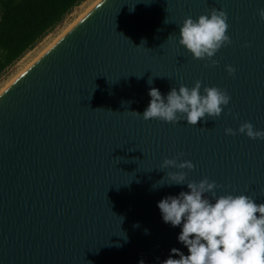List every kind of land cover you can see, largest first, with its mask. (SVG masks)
Returning a JSON list of instances; mask_svg holds the SVG:
<instances>
[{"label": "water", "instance_id": "95a60500", "mask_svg": "<svg viewBox=\"0 0 264 264\" xmlns=\"http://www.w3.org/2000/svg\"><path fill=\"white\" fill-rule=\"evenodd\" d=\"M99 4L0 93V264H157L172 248L187 254L157 208L187 186L154 187L177 171H160L163 160L181 153L178 162L194 165L185 183L207 178L222 186L217 195L264 203V140L224 131L244 121L264 130V0ZM212 8L227 12L232 39L216 67L178 44L183 20ZM150 77L163 95L200 80L231 101L197 126L144 121L129 111L148 106Z\"/></svg>", "mask_w": 264, "mask_h": 264}, {"label": "clouds", "instance_id": "9594fccd", "mask_svg": "<svg viewBox=\"0 0 264 264\" xmlns=\"http://www.w3.org/2000/svg\"><path fill=\"white\" fill-rule=\"evenodd\" d=\"M105 2L101 0L98 7ZM257 14L264 20V7L259 8ZM228 19L223 8H212L207 15H200L196 19L187 17L179 26L178 44L193 60L216 67L219 63L215 59L216 54L232 44L228 35ZM244 46L249 45L246 43ZM225 69L229 76L236 73L231 65H226ZM147 84L150 97L148 106L143 113L129 111L144 121L157 120L170 124L183 121L197 126L198 122L219 118L231 101L225 89L204 86L200 80L192 87L184 84L178 88L172 87L166 95L152 86L151 77ZM224 131L226 135L242 134L251 140H264V130L255 129L248 121L242 122L238 129L225 128ZM182 155L163 160L160 171L168 168L177 171L166 172V176L154 187L165 184L169 187L187 186L188 191L167 195L157 202L162 221L172 228H180L176 239L187 249V254L172 248L163 261L157 258V264H264V203H257L244 194L217 195L216 190L222 186L207 178L185 183L187 174L183 170H192L194 165L188 160L178 162ZM148 233L149 230L145 229V234ZM139 264H144V261L141 260Z\"/></svg>", "mask_w": 264, "mask_h": 264}, {"label": "trees", "instance_id": "16d2710c", "mask_svg": "<svg viewBox=\"0 0 264 264\" xmlns=\"http://www.w3.org/2000/svg\"><path fill=\"white\" fill-rule=\"evenodd\" d=\"M85 0H0V75Z\"/></svg>", "mask_w": 264, "mask_h": 264}, {"label": "rangeland", "instance_id": "374dc122", "mask_svg": "<svg viewBox=\"0 0 264 264\" xmlns=\"http://www.w3.org/2000/svg\"><path fill=\"white\" fill-rule=\"evenodd\" d=\"M99 0H85L76 6L64 20L47 36L40 40L35 47L7 68L0 75V93L41 54H43L58 38H60L81 16L90 10Z\"/></svg>", "mask_w": 264, "mask_h": 264}, {"label": "bare ground", "instance_id": "6f19581e", "mask_svg": "<svg viewBox=\"0 0 264 264\" xmlns=\"http://www.w3.org/2000/svg\"><path fill=\"white\" fill-rule=\"evenodd\" d=\"M81 17H82V16H81ZM81 17H80V18H81ZM80 18H79V19H80ZM79 19H78V20H79ZM78 20H77V21H78ZM77 21H76V22H77ZM76 22H75V23H76ZM75 23H74V24H75ZM74 24H73V25H74ZM73 25H72V26H73Z\"/></svg>", "mask_w": 264, "mask_h": 264}]
</instances>
